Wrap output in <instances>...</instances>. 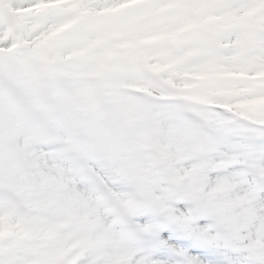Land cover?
Instances as JSON below:
<instances>
[{
  "label": "snow or ice",
  "instance_id": "1",
  "mask_svg": "<svg viewBox=\"0 0 264 264\" xmlns=\"http://www.w3.org/2000/svg\"><path fill=\"white\" fill-rule=\"evenodd\" d=\"M0 264H264V0H0Z\"/></svg>",
  "mask_w": 264,
  "mask_h": 264
}]
</instances>
